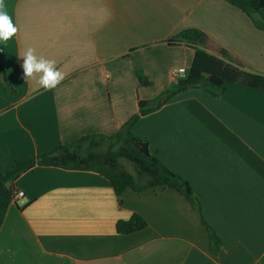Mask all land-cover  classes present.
Instances as JSON below:
<instances>
[{
	"label": "crops",
	"instance_id": "obj_1",
	"mask_svg": "<svg viewBox=\"0 0 264 264\" xmlns=\"http://www.w3.org/2000/svg\"><path fill=\"white\" fill-rule=\"evenodd\" d=\"M10 14L18 33L0 50L15 92L0 83V174L82 136L116 134L139 101L187 78L196 51L165 43L183 30L264 75V31L225 0H10ZM28 47L56 61V88L22 78ZM226 87L221 98L184 92L134 126L200 211L168 188L118 197L99 173L37 166L13 183L24 196L0 230V264H264V92ZM134 214L148 227L119 234Z\"/></svg>",
	"mask_w": 264,
	"mask_h": 264
},
{
	"label": "trees",
	"instance_id": "obj_2",
	"mask_svg": "<svg viewBox=\"0 0 264 264\" xmlns=\"http://www.w3.org/2000/svg\"><path fill=\"white\" fill-rule=\"evenodd\" d=\"M225 1L245 13L257 29L264 31V0ZM165 43L171 46L184 44L196 51L187 78L176 79L156 99L139 101L138 114L114 135L82 136L70 144L60 145L50 153L13 161L11 168L0 174V230L8 209L14 202L16 190L13 183L22 174L37 166L99 173L108 180L118 197L128 190L139 193L148 189L168 188L184 196L200 211V203L190 184L151 153L149 139L137 135L134 126L141 117L158 111L169 101L189 90H202L213 97L221 98L227 93V83H238L264 92V75L251 72L247 65L198 29L183 30L168 38ZM136 76L142 86L151 85V81L143 72L137 71ZM0 83L10 93L15 92L8 79L6 60L1 50ZM124 160L134 167L135 173L124 169ZM202 221L209 231L212 246L216 249L219 238L203 217ZM147 227L145 218L134 214L129 220L117 223V232L129 235Z\"/></svg>",
	"mask_w": 264,
	"mask_h": 264
},
{
	"label": "clouds",
	"instance_id": "obj_3",
	"mask_svg": "<svg viewBox=\"0 0 264 264\" xmlns=\"http://www.w3.org/2000/svg\"><path fill=\"white\" fill-rule=\"evenodd\" d=\"M18 33L10 14V0H0V45L8 46ZM22 58V78L36 79L44 90L56 88L64 79V73L56 67V61L37 55L33 47H28L20 56Z\"/></svg>",
	"mask_w": 264,
	"mask_h": 264
},
{
	"label": "rangeland",
	"instance_id": "obj_4",
	"mask_svg": "<svg viewBox=\"0 0 264 264\" xmlns=\"http://www.w3.org/2000/svg\"><path fill=\"white\" fill-rule=\"evenodd\" d=\"M122 165L124 167L125 170H127L128 172H131V173H135V170H134V167L128 163L127 161H122Z\"/></svg>",
	"mask_w": 264,
	"mask_h": 264
},
{
	"label": "built area",
	"instance_id": "obj_5",
	"mask_svg": "<svg viewBox=\"0 0 264 264\" xmlns=\"http://www.w3.org/2000/svg\"><path fill=\"white\" fill-rule=\"evenodd\" d=\"M24 193L22 191H16L14 194L13 201L16 202L17 200L23 198Z\"/></svg>",
	"mask_w": 264,
	"mask_h": 264
}]
</instances>
